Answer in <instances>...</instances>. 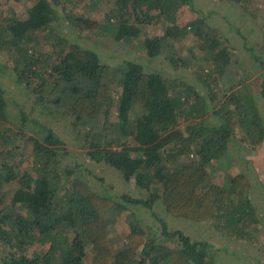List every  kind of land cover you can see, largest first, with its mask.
<instances>
[{"label": "trees", "instance_id": "1", "mask_svg": "<svg viewBox=\"0 0 264 264\" xmlns=\"http://www.w3.org/2000/svg\"><path fill=\"white\" fill-rule=\"evenodd\" d=\"M102 1L98 35L132 39L154 58L168 39L194 34L204 56L191 52L199 70L184 79L136 58L103 59L78 41L92 24L70 12L73 0H36L22 14H1L0 54L14 77H0V264H229L221 246L169 228L167 215L210 221L221 235L251 246L264 231V181L260 208L249 169L237 162L226 181L209 169L242 161L243 151L264 144V42L240 43L259 64V71L241 69L250 81L219 87L235 46L227 48L231 38L207 23L194 0L83 3ZM250 1L228 0L243 9ZM161 21L162 36L144 34ZM215 48L224 55L219 61ZM12 82L31 93L27 105ZM58 121L73 131L83 160L54 128ZM101 163L142 193L111 192L97 173L96 188L87 173ZM123 211L125 235L113 230Z\"/></svg>", "mask_w": 264, "mask_h": 264}, {"label": "rangeland", "instance_id": "2", "mask_svg": "<svg viewBox=\"0 0 264 264\" xmlns=\"http://www.w3.org/2000/svg\"><path fill=\"white\" fill-rule=\"evenodd\" d=\"M35 1L36 0H10L7 5L8 7L6 8L5 0H0V11H2V13H0V18L1 14L10 13V11L18 15L22 14L24 10ZM194 2L199 12H202L205 15V20L208 24L213 27H218L220 30L224 31V34L231 38L230 43L227 44V48L230 49L231 45L235 46L234 49H230L228 52L229 58L225 66L224 74H220L219 77L218 73L220 83H217V85L219 87L229 85L226 83L233 81V87H235L236 85L243 83L245 80L249 82L250 77L244 79L241 69L248 66L253 70L255 64L258 63L250 58L248 52L240 45V43L242 41L246 44L253 45L256 48H259V46L262 47L264 34L261 30V25L264 23V0H251L246 9H243L235 3L228 2V0H194ZM72 3L73 5H68V7H70L68 8L70 9V12L76 14L78 18H81L83 21L85 20L87 23L92 24L90 27L85 26L80 29V32H78V41L84 45L95 46L103 59L117 62L123 58H136L139 61L149 63V65L151 64L162 68L165 75L181 76L184 79L190 78L195 70H199L194 64L191 52L194 50L197 57L200 59L204 56L201 50L196 46L198 43L193 39L195 37L194 34L187 33L175 41L173 39H168L165 41L160 55L154 58H149L145 55L143 46L140 44H134L132 39H115L109 34L98 35V32H100L98 26L104 22L102 14L104 12L105 2L102 1L92 8H88L83 3V0H73ZM230 23L234 24L235 27H238L241 30L240 32L246 35L245 38L242 37L240 32L237 33L232 27L228 30ZM166 26L167 25L162 21L156 24H151L150 26L145 27L144 34L150 36H162L165 32ZM39 40L40 39L37 40L36 44L39 46L43 45L40 44ZM219 50V48L213 49L217 61L224 56L218 52ZM7 60L9 59H7L5 54H0V77L9 83L11 82L9 79H12L14 74L10 68V63ZM259 70L258 64V68H256L255 71ZM10 85L14 88L13 93L18 94L19 96H21L26 90L23 86L22 91H20L18 85L13 82ZM28 90L29 89H27V91ZM22 97H24L25 100L24 105H27L31 93H27L19 99ZM111 112V116L116 115L115 106L111 109ZM64 121H58L56 124L53 123V126L57 129L58 134L65 140L67 146L73 151L76 150L79 160H83V153L79 150V144H77L78 142L73 138L74 133L72 130L65 128L66 125H64ZM243 154L245 156L242 161H238L237 159L236 161L232 160L228 166H224L223 168H216L215 164H212L209 166V169L212 173H216L215 177H218L219 180L223 179L224 181L238 170L239 165H241L242 168L249 169L248 172L252 178V187L254 198H256V205L263 208V204L260 201L261 195L259 194L263 188L258 185L264 181V144L250 152L243 151ZM27 155L29 154H26V156ZM30 169L31 172L35 174V168L31 167ZM92 170L93 172L87 173V175L91 178V182L96 188H100V181L94 176V174L97 173L101 179L108 182V187L111 192L119 194L122 192H128L134 196L140 195L141 191L134 182L130 180L124 183L113 167L101 163L94 164ZM156 209L164 214L160 205L156 206ZM125 216L126 214H124L123 211L122 214L118 215V218L113 224V230L120 232L121 235H125L128 228L125 222ZM167 216L169 228H180L183 232L193 238H206L208 241L214 242L217 246H221V249L218 251L224 262L229 264H254V260L251 257L255 255L256 258H260L261 264H264V241H262L264 238V231H261L258 239L253 240V244L256 245L251 246L248 242L242 240L232 241L228 237L221 235L218 230L216 231L213 228L210 221L199 223L175 217L170 214ZM153 217L154 216H151L150 218H152L156 224H159V222L156 219H153ZM150 218L148 217L149 220ZM262 221H264V218ZM255 247H257V251L253 252ZM225 248H227L228 251H226ZM241 251L248 252L249 256L245 254L241 255Z\"/></svg>", "mask_w": 264, "mask_h": 264}, {"label": "water", "instance_id": "3", "mask_svg": "<svg viewBox=\"0 0 264 264\" xmlns=\"http://www.w3.org/2000/svg\"><path fill=\"white\" fill-rule=\"evenodd\" d=\"M256 68H258V64H255V66H254V68H253V71H255Z\"/></svg>", "mask_w": 264, "mask_h": 264}]
</instances>
